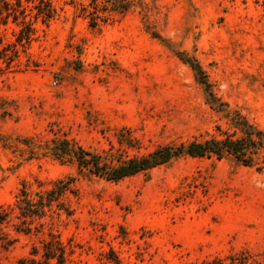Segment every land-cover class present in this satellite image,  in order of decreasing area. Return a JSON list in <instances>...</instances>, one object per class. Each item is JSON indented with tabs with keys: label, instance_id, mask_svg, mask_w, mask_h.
Segmentation results:
<instances>
[{
	"label": "rangeland",
	"instance_id": "1",
	"mask_svg": "<svg viewBox=\"0 0 264 264\" xmlns=\"http://www.w3.org/2000/svg\"><path fill=\"white\" fill-rule=\"evenodd\" d=\"M51 1L54 18L34 21L32 41L0 76V205L22 185L34 195L70 178L72 190L38 233L8 228L15 241L0 248V264L33 247L40 260L48 234L65 247L64 264H264L259 146L249 164L182 152L118 181L60 153L64 143L113 167L194 140L241 138L237 117L264 132L262 0H125L128 12H99L95 27L91 0ZM18 29L10 18L0 34L13 41Z\"/></svg>",
	"mask_w": 264,
	"mask_h": 264
},
{
	"label": "trees",
	"instance_id": "2",
	"mask_svg": "<svg viewBox=\"0 0 264 264\" xmlns=\"http://www.w3.org/2000/svg\"><path fill=\"white\" fill-rule=\"evenodd\" d=\"M11 1L0 0V26L5 27L11 18V22L18 25L19 29L13 34V41H5L0 34V76L11 71L20 51L32 41L34 21L40 19L42 23H46L56 15V10L51 0H36L37 4L32 7L23 6L21 0H13L14 3H11ZM32 1L25 0L26 3ZM97 2V0H91L90 2L92 11L88 13V16L90 17L91 27H95L97 24L96 20L99 18L97 13H104L110 10L118 14H125L132 6L130 2L125 0ZM262 2L264 5V0ZM26 18L28 19L26 20ZM181 59L191 67L194 73H200V68L196 62L189 61L186 57ZM234 124L235 128L242 134L241 138L232 139L227 137L220 141L208 140L203 142L194 140L185 146L164 147L154 151L147 157L132 159L113 167L102 163L100 156L88 153L82 149L74 151L64 143L60 148V153L61 156L74 158L79 168L88 169L93 175L104 178L107 181H118L131 177L139 172L167 163L172 157L182 152L190 158L197 159L207 158L211 155L219 158L226 153L233 156L237 161L249 164L252 159L248 156L251 150H257V146L264 149V132L256 131L240 117L236 118ZM72 183L73 179L70 178L56 180L51 183L50 189L34 195L26 189V185H22L13 203L0 205V248L7 249L15 241L10 238L7 232L10 227L17 233L30 234L33 231L38 233L42 229L43 224L40 221L44 217H51L53 214L57 215L56 212L63 209L62 200L67 193L71 192ZM41 186L42 184H39V187ZM38 253V249L33 247L30 257L20 259L16 264H49L51 261H55L56 264H64L66 261V249L53 234H48V239L41 243L40 260L35 259ZM110 260L114 264L120 263L117 257H113ZM202 264H222V260L216 259L212 262H203ZM240 264H243V262H240Z\"/></svg>",
	"mask_w": 264,
	"mask_h": 264
}]
</instances>
